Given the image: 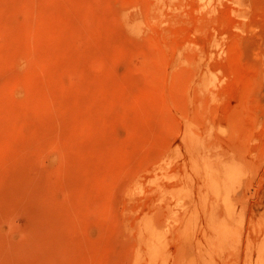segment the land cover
Wrapping results in <instances>:
<instances>
[{
  "label": "rangeland",
  "instance_id": "1",
  "mask_svg": "<svg viewBox=\"0 0 264 264\" xmlns=\"http://www.w3.org/2000/svg\"><path fill=\"white\" fill-rule=\"evenodd\" d=\"M0 264H264V0H0Z\"/></svg>",
  "mask_w": 264,
  "mask_h": 264
},
{
  "label": "bare ground",
  "instance_id": "2",
  "mask_svg": "<svg viewBox=\"0 0 264 264\" xmlns=\"http://www.w3.org/2000/svg\"><path fill=\"white\" fill-rule=\"evenodd\" d=\"M129 18H130V17H129ZM129 18H128V20H129ZM124 20H125V19H124ZM126 20H127V18H126ZM128 20H127V21H128ZM131 20H132V18H131ZM131 20H129V23H130ZM133 20H134V19H133ZM127 21H125V22H127ZM127 23H128V22H127ZM129 23H128V24H129ZM137 23H138V21H137ZM128 24H127V25H128ZM130 24H132V22H131ZM134 24H136V23H133L132 25H130V31H132V32H134ZM127 27H129V26H127ZM135 27H137V25H135Z\"/></svg>",
  "mask_w": 264,
  "mask_h": 264
}]
</instances>
